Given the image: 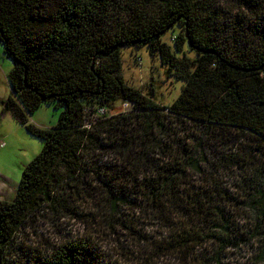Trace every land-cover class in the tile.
<instances>
[{
    "label": "trees",
    "instance_id": "obj_1",
    "mask_svg": "<svg viewBox=\"0 0 264 264\" xmlns=\"http://www.w3.org/2000/svg\"><path fill=\"white\" fill-rule=\"evenodd\" d=\"M0 44L4 111L43 141L0 200V264H118L65 228L22 244L43 213L102 216L122 264H264V0H0ZM123 48L184 82L173 103L126 83ZM42 105L54 127L32 123Z\"/></svg>",
    "mask_w": 264,
    "mask_h": 264
},
{
    "label": "rangeland",
    "instance_id": "obj_2",
    "mask_svg": "<svg viewBox=\"0 0 264 264\" xmlns=\"http://www.w3.org/2000/svg\"><path fill=\"white\" fill-rule=\"evenodd\" d=\"M176 32L177 28L170 30L164 34L162 40L173 46L171 38ZM185 52L187 56L194 57L193 53L187 50ZM121 59L122 75L129 86L139 89L146 96L153 92V99L162 105L173 103L179 96L184 82L174 77L168 78V67L163 65L159 58L151 57L147 49L123 48ZM12 68L13 60L4 54L0 44V200L5 201L14 200L24 166L43 148V141L32 136L10 112L4 111L1 104L11 95L8 74ZM115 110L126 108L124 104H117ZM60 112L61 109H55L53 105H42L32 114L31 121L36 126L42 122L45 127L51 128L57 124ZM205 171L208 175L210 171L208 166L205 167ZM100 217L104 221L99 218L100 225L92 228L84 225L83 220L60 219V216L52 213L37 214L19 229L18 240L24 245L42 247L47 239L52 240L58 236L57 229L65 228L72 232L75 238L92 235L110 256L116 258L118 264H122L120 254L124 244L108 236L107 228L104 226L107 220ZM147 230L157 236L158 229L155 225L150 224ZM121 232L125 234V231ZM22 244L20 245L23 246Z\"/></svg>",
    "mask_w": 264,
    "mask_h": 264
},
{
    "label": "crops",
    "instance_id": "obj_3",
    "mask_svg": "<svg viewBox=\"0 0 264 264\" xmlns=\"http://www.w3.org/2000/svg\"><path fill=\"white\" fill-rule=\"evenodd\" d=\"M38 125H39V127H41V128H47V127H45V124L42 123V122L38 123Z\"/></svg>",
    "mask_w": 264,
    "mask_h": 264
},
{
    "label": "built area",
    "instance_id": "obj_4",
    "mask_svg": "<svg viewBox=\"0 0 264 264\" xmlns=\"http://www.w3.org/2000/svg\"><path fill=\"white\" fill-rule=\"evenodd\" d=\"M129 104L128 103H124V107L126 108V109H128L129 108Z\"/></svg>",
    "mask_w": 264,
    "mask_h": 264
}]
</instances>
